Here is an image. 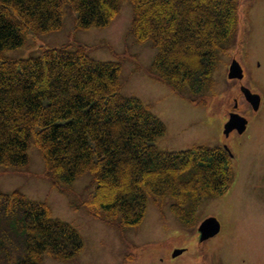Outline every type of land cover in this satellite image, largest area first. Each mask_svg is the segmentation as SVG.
Listing matches in <instances>:
<instances>
[{
	"label": "trees",
	"instance_id": "1",
	"mask_svg": "<svg viewBox=\"0 0 264 264\" xmlns=\"http://www.w3.org/2000/svg\"><path fill=\"white\" fill-rule=\"evenodd\" d=\"M121 1L0 0V166L24 169L32 142L45 176L60 191H70L78 176L89 173L90 206L120 229L141 221L148 198L161 205L169 197L176 217L191 225L200 201L232 183L228 149H159L155 140L164 123L138 97L120 93L118 63L94 60L83 46L43 48L27 58L4 55L28 34L58 29L66 8L75 12L77 27H104ZM128 2V32L156 50L147 72L180 97L202 103L217 63L238 37L237 0ZM81 244L77 229L51 218L44 202L18 191L0 193V264L21 246L20 264H38L44 252L65 259Z\"/></svg>",
	"mask_w": 264,
	"mask_h": 264
},
{
	"label": "rangeland",
	"instance_id": "2",
	"mask_svg": "<svg viewBox=\"0 0 264 264\" xmlns=\"http://www.w3.org/2000/svg\"><path fill=\"white\" fill-rule=\"evenodd\" d=\"M237 4L238 37L217 63L212 89L200 104L175 94L147 72L156 50L149 41L137 42L128 32V0L120 2L119 11L104 27L79 28L75 12L66 8L58 29L28 34L22 45L4 51L6 56L27 58L39 56L43 48L83 46L94 60L118 63L120 93L138 97L164 123V133L155 140L159 149L178 151L207 144L225 146L233 156L232 183L219 196L200 201L191 225L176 217L169 197L161 205L148 198L141 221L122 230L102 219L104 214L94 208L97 205L90 206L94 195L89 173L78 176L70 191H60L45 176L43 158L31 142L24 169L0 166V193L18 191L44 202L50 217L73 225L82 240L73 256L59 259L44 252L38 264H264V101L260 112H254L237 92L239 84L251 92L262 89L264 93V87H257V81H249L245 73L240 81L227 78L232 60L243 63L245 49L264 62V0H237ZM19 22L25 20L19 17ZM230 113L247 119L241 134L223 133ZM209 216L219 221L220 230L199 240L197 226ZM179 248L183 250L172 256ZM24 255L21 246L7 264H20Z\"/></svg>",
	"mask_w": 264,
	"mask_h": 264
},
{
	"label": "water",
	"instance_id": "3",
	"mask_svg": "<svg viewBox=\"0 0 264 264\" xmlns=\"http://www.w3.org/2000/svg\"><path fill=\"white\" fill-rule=\"evenodd\" d=\"M228 78H241L242 69L236 60H232L228 67ZM242 92L246 100L252 105V108L257 109L259 103V96L255 93H251L246 87H242ZM246 119L237 113H230L228 120L224 123L223 133L225 135L232 129H236L238 133H241L245 129ZM220 229L219 221L213 217L209 216L201 220L197 226L199 232V239H207L215 235ZM182 249H175L172 252V256L179 254Z\"/></svg>",
	"mask_w": 264,
	"mask_h": 264
},
{
	"label": "flooded vegetation",
	"instance_id": "4",
	"mask_svg": "<svg viewBox=\"0 0 264 264\" xmlns=\"http://www.w3.org/2000/svg\"><path fill=\"white\" fill-rule=\"evenodd\" d=\"M242 57H243V63L241 62L240 65L242 67L243 74L245 73L247 75V78L249 81H251V79H252V82L257 81L256 83H254L257 85V87H260V88H261V86L264 87V69H263L264 62L263 63L261 62V60L256 56L255 52L249 53L248 50H246V49H245ZM242 79H233V80L240 81ZM242 86L243 85H241V84L238 85L237 92L239 94L243 95ZM255 93H257L259 95L260 99H259V104H258L257 109H255L253 111L254 112H260V110L263 106L264 93H263L262 89H259V91H255ZM243 98L245 99L244 96H243ZM237 106H238V102L235 99L234 107L237 108Z\"/></svg>",
	"mask_w": 264,
	"mask_h": 264
}]
</instances>
